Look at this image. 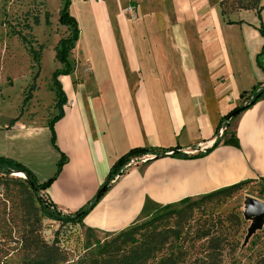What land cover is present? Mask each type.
Returning <instances> with one entry per match:
<instances>
[{"label":"crops","instance_id":"0c3cea01","mask_svg":"<svg viewBox=\"0 0 264 264\" xmlns=\"http://www.w3.org/2000/svg\"><path fill=\"white\" fill-rule=\"evenodd\" d=\"M222 1L71 0L79 35L68 57L69 74L52 77L57 101L47 112L29 107V84L12 115L0 110V157L23 163L44 183L55 176L64 153L61 173L44 194L70 215L108 186L112 167L131 149H155L159 155L132 162L86 215L85 229L97 233L122 231L158 206L260 181L264 95L219 132L225 117L247 104L252 89L264 87V38L252 49L251 33H258L241 15L245 10L224 16ZM130 5L136 7L133 16ZM56 38L54 61L63 70L57 48L64 38ZM38 44L30 55L40 75L46 47ZM58 82L67 96L63 105ZM34 87L39 90V81ZM0 106L11 112L1 86ZM59 115L54 146L50 123ZM209 149L198 158L172 156Z\"/></svg>","mask_w":264,"mask_h":264},{"label":"rangeland","instance_id":"374dc122","mask_svg":"<svg viewBox=\"0 0 264 264\" xmlns=\"http://www.w3.org/2000/svg\"><path fill=\"white\" fill-rule=\"evenodd\" d=\"M248 1L257 2L256 9L241 12L245 20L252 24L250 28L258 33V35L253 31L251 33L253 49L258 45L261 37L264 38L261 32V29L264 28V0H244V4ZM65 2L66 0H0V86L6 97V103L11 109L10 112L0 106L4 116L12 115L15 112L12 109L24 100L23 94L29 84L31 85L27 91L29 107L32 104L36 111L39 107L42 112H47L50 104L57 101L56 93L52 92L54 90L52 77L57 69L60 71L61 65L57 60L54 61L55 39L57 40L56 37H58L59 40L70 34V29L62 28L63 26L59 24ZM237 6L238 0H228L226 3V8L229 11H235ZM259 8L261 10L258 12ZM35 18H39L40 22ZM38 43L44 44L46 47L41 60L40 75H38L40 69L39 67L38 69L34 68V60L30 55L31 46L38 50ZM262 51L261 58L264 59V49ZM8 77L10 78L8 79ZM11 78L14 81L13 86L7 84V79L9 83H13ZM36 80L41 86L39 90L34 87ZM263 88L258 87L257 91H261ZM30 91L32 94H29ZM20 98H22L21 101ZM58 98H61L59 93ZM35 115L31 114V116ZM233 128L234 124L231 129ZM40 139L42 140V137ZM42 198L46 199L45 194L42 195ZM249 198L264 202V179L254 181L231 198L206 202L195 209L192 214L184 218L173 217L160 223L158 227L160 230L175 229L180 233L179 241H173L171 249L176 251L177 246H180V250L183 252L182 258L185 261L183 264H190L196 258L206 256L209 252L211 237H219L223 240L224 258L220 264H251L257 256L264 255V220L262 227L250 236L249 231L253 220L245 217ZM184 205L185 203H179L176 207ZM168 209L169 207L166 206H158L136 225H140ZM29 216L28 206H25L19 188L16 185H9L8 188L1 187L0 262L6 264L26 263L23 241L28 231ZM122 231L97 233L82 226L62 225L59 222L43 219L40 233L45 241L50 244L58 243L62 248L68 258V262L64 264H76L84 258H89ZM208 232L212 236L203 238V235ZM167 252L168 250L164 251V253Z\"/></svg>","mask_w":264,"mask_h":264},{"label":"trees","instance_id":"16d2710c","mask_svg":"<svg viewBox=\"0 0 264 264\" xmlns=\"http://www.w3.org/2000/svg\"><path fill=\"white\" fill-rule=\"evenodd\" d=\"M227 1L228 0H223L221 3L223 15L227 17L236 11L254 10L256 9L257 5V2L252 3L248 1L246 4H244V0H238V6L236 10L229 11L226 8ZM70 5L71 0H66L65 6L60 14V23L69 27L70 34L67 38L62 39L59 42L57 48V59L61 62V64L64 65V69L57 71L54 74L55 80L62 74H69L70 65L68 63V57L70 52L74 49L76 41L78 40L79 28L77 21L70 14ZM260 10L261 8L257 9L258 12ZM261 32L264 37V28L261 29ZM261 55L262 54L259 55V58H261ZM257 89L258 87H254L252 89L250 97L246 98V105L236 107L225 117V119L227 120L229 117L236 118L253 106L258 100H260L264 95V88L261 91H257ZM58 93L61 97L59 101L60 105H63L66 102V99L64 93L61 90L59 82ZM61 116L62 115H59L50 123V129L53 134L52 143L54 146H57L54 132V123L57 119L59 120ZM218 144L219 142H217L213 148L217 147ZM212 149H209L204 153H198L196 155H187L180 152H173L172 156L180 159L198 158L207 155L212 151ZM149 154L159 155L155 149L151 148L140 147L131 149L112 167L107 177L106 184L108 186L111 185L112 181L117 175H122L125 173V171L128 169V165H130L132 162H138L139 157ZM65 162L66 156L64 153H61V158L57 164L58 169L55 176L44 183H38L33 172L26 165L11 158L0 157V189L1 187L8 188L9 185H16L21 192V197L23 198L25 206H28L30 212V216L28 217L30 220L27 222L28 231L23 241V250L26 254L25 264H64L68 262L66 254L63 252L58 243L50 244L42 238L40 233L42 229V220L47 219L50 221L59 222L62 225L71 224L84 227V218L101 198H98L97 195L96 198L92 200L86 207L70 215L62 213V211H60L57 206L48 198L43 199L42 195L61 173ZM18 172L24 173L27 176V179L13 177L12 174ZM253 182V180L244 181L205 194L201 197H198L199 199L197 200L188 199L182 202L185 203V205L182 207H176L177 204L166 205V207H169L168 210L156 215L152 219L140 225L134 224L126 228V230L124 229V231L116 235V237H114L111 241L105 243L89 258H84L83 260L78 261L76 264H183L185 261L182 258L183 252L180 250V246H177L176 251L171 249L173 243L179 241L180 233L175 229L160 230L158 227L159 224L166 222L173 217L184 218L185 216L192 214L195 209L199 208L206 202L221 198H231L233 195H236ZM210 236H212V234L208 232L203 235V238H208ZM222 244L223 240L219 239V237H211L209 239V252L207 255L202 258H196L190 264H220L224 258ZM167 250L168 252L164 253V251ZM160 254L162 256H159ZM0 264L6 263L0 262ZM251 264H264V255L257 256Z\"/></svg>","mask_w":264,"mask_h":264},{"label":"water","instance_id":"95a60500","mask_svg":"<svg viewBox=\"0 0 264 264\" xmlns=\"http://www.w3.org/2000/svg\"><path fill=\"white\" fill-rule=\"evenodd\" d=\"M232 117H229L227 120L230 121ZM21 173V172H18ZM13 176H16L13 174ZM26 178V177H21ZM108 186H104L98 194V198L107 190ZM246 219H252L253 223L250 228L249 234L250 236L259 228L262 227L264 220V202L255 198H249L246 206L245 212Z\"/></svg>","mask_w":264,"mask_h":264},{"label":"built area","instance_id":"2783aa9c","mask_svg":"<svg viewBox=\"0 0 264 264\" xmlns=\"http://www.w3.org/2000/svg\"><path fill=\"white\" fill-rule=\"evenodd\" d=\"M127 12H128V14H130V15L133 16V15L136 13V7L133 6V5H130V6L127 8ZM228 123H229L228 120H226V121L223 123V125H222V127H221V129H220V132H219L220 135H223V132H224V130L226 129L225 126H227ZM224 128H225V129H224ZM128 167H130V165H128ZM120 177H121L120 174L117 175V176L114 178L113 181L119 179Z\"/></svg>","mask_w":264,"mask_h":264},{"label":"bare ground","instance_id":"6f19581e","mask_svg":"<svg viewBox=\"0 0 264 264\" xmlns=\"http://www.w3.org/2000/svg\"><path fill=\"white\" fill-rule=\"evenodd\" d=\"M17 177H26L24 173H14Z\"/></svg>","mask_w":264,"mask_h":264}]
</instances>
